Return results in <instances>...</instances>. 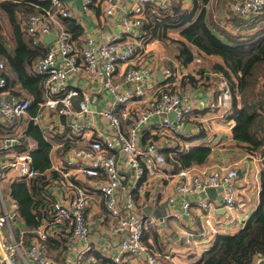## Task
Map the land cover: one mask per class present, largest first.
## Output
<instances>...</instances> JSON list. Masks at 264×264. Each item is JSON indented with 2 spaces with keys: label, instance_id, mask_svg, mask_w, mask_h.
Returning a JSON list of instances; mask_svg holds the SVG:
<instances>
[{
  "label": "built area",
  "instance_id": "obj_1",
  "mask_svg": "<svg viewBox=\"0 0 264 264\" xmlns=\"http://www.w3.org/2000/svg\"><path fill=\"white\" fill-rule=\"evenodd\" d=\"M120 1L101 0L103 22L118 23L120 35L103 39L87 34L77 43L82 34L73 38L62 20L83 25V15L93 0H80L79 10L67 9L64 0H27L37 12L25 16L20 28L33 46H42L40 56L30 64V71L42 80V102L38 113L29 116L32 98L8 91L7 66L0 62V264H90L84 260L93 251L86 242L89 211L98 197L117 237L115 249L102 255L111 264H125L141 253L145 264H160L143 244L147 230L165 236L171 220L190 219L196 209L202 214V232L212 234L215 207L231 212L237 205L239 178L234 169L206 177L192 168L179 169L171 176L179 178L176 195H166L164 182L169 178L163 171L171 166L166 153L172 159L197 146V138L192 139L197 128L196 133L186 131L196 101L177 89L171 69L162 70L163 83L156 81L153 64H148L150 40L144 21L147 9L172 13L175 0H132L117 19ZM228 10L242 19H253L264 11V0H231ZM50 34L55 40L43 44ZM83 77L95 82L104 94L101 106L91 104L80 92L78 82ZM80 96L74 109V100ZM230 97L226 87L218 105L225 106ZM215 106L209 104L207 112L212 113ZM48 112L65 117L62 139L51 142L45 138L51 150L67 145L65 158L61 167L44 173L45 184L34 198L38 209H32L38 224L17 235L13 224L21 218L19 205L12 197L6 200L3 184L11 180L31 186L41 175L32 167L36 143L25 135L20 121L28 115L30 123H41ZM86 133L92 134L89 140H84ZM77 143L84 145H71ZM157 175L164 179L162 186L149 192L148 201L163 205L160 217L145 214L138 201L148 192L147 178ZM207 189L218 190V204L200 196ZM184 236L187 243L196 237L189 231Z\"/></svg>",
  "mask_w": 264,
  "mask_h": 264
},
{
  "label": "crops",
  "instance_id": "obj_2",
  "mask_svg": "<svg viewBox=\"0 0 264 264\" xmlns=\"http://www.w3.org/2000/svg\"><path fill=\"white\" fill-rule=\"evenodd\" d=\"M4 1L16 2L21 6L25 4L24 0H0V3ZM230 1L231 0H209L208 3H200L198 6L197 11H204L206 19L216 35L224 39L225 34L245 36L264 32V21L258 22L256 25L252 26L246 25L239 20L237 16L232 14L228 10ZM64 2L67 9H80V0H64ZM131 2L132 0L120 1L117 19L121 18L122 14L124 15V11L128 10ZM174 5H178L183 11H191L195 6L192 0H175ZM33 9L35 11L27 12L24 8H19L16 12V18L20 12H25L26 14L36 13V9ZM101 13V0H93L89 12L83 15V25H79L83 33L80 37H78L79 35L77 36V43L87 34L98 35L103 39L112 38L121 34L118 23L105 24ZM3 16L5 19H3ZM24 18L26 17L24 16L23 19ZM164 18L165 16H161V14H156L151 9H147L144 28L150 40L146 46V51L149 56L148 64H153L155 79L158 83H163V81H159L157 76L158 73L163 76V69H171L176 76L175 84L177 89L182 93L188 94L196 101L195 110L187 128L191 133H196L197 128V136L192 138L193 140L197 138V146L189 147L188 150L191 148L206 147L210 149V153L203 164L195 165L191 168L197 171L198 176L202 177L209 176L213 173L224 175L227 170L234 169L237 171L239 178L236 186L238 198L237 205L231 212L224 210L220 206L215 207L212 212L214 221V232L212 234L207 233V231L205 233L202 232V214L200 210L193 209L190 219L182 221L178 219L171 220L168 232L165 236H159L153 229L147 230L144 235L143 244L145 248L152 250L156 254L160 264H198L203 255L212 247L217 236L236 235L244 228L247 221L256 211L260 202V173L264 170V145L257 151H251L248 144L239 143L233 138L232 130L235 126V114L233 113V102L231 97L229 100H226L225 106L218 105V101L223 96V91L228 87L227 79L218 69L219 67L224 68L223 59L218 56L205 55L199 49L187 43L180 35V31L167 28L164 32V39L161 38V29L163 28L162 26L165 25L161 19ZM0 21L3 22L1 23V25H3L0 32L1 35L3 36L4 30L11 33L7 18L5 15H1V13ZM167 23L169 22H166V24ZM62 24H64V20H62ZM19 26L21 27V23H19ZM181 42L190 48L192 54V61L187 65L181 64L178 59V44ZM7 72L8 70H6V74H8ZM232 80L235 82V78H232ZM78 85L80 92H84L85 95L88 96L91 104L102 105L104 102V94L97 89L98 85L95 82L83 77V79L78 82ZM20 86V84L14 85L15 90H13L12 87L8 85V91L10 93L19 91L29 96L26 92L22 91ZM255 94L264 101L263 75H260L258 78ZM80 100L81 96L75 98L73 104L74 109L78 108L77 103ZM236 101L237 108H240L238 95ZM211 103L216 106L212 113H208L206 108ZM258 112L264 118V104H261V108L258 109ZM28 115L33 116L29 111ZM28 115L20 121V125L24 128L25 135L30 138L27 135V129L30 124V117ZM64 124L65 119L61 121L60 117L57 118L50 112L47 113L46 118L41 121V123H33L34 126H38L42 130L44 140L46 138L51 142H58L62 139L61 132L65 129ZM262 128L263 129L258 132V138H264V124ZM0 133L1 137L2 132ZM91 136V133H86L84 140H89ZM30 139L36 143L37 148V142L32 138ZM71 145L80 148L84 144L77 143ZM66 148L67 145L57 150H51L50 146V168L45 171V174L50 173L54 167L59 168L62 166ZM15 150L18 151V148ZM163 174L169 178L168 181L164 182L166 195H176L174 188L179 178L177 176L171 178V176L175 175L172 165L167 166ZM11 176H13V174L9 175V177ZM161 180L164 179L159 175L147 178V183L149 185L148 192L142 199H138L141 209L147 215L160 217L164 212V209H162L163 205L155 206L148 201L150 196L149 192H156L162 186ZM14 183L21 182H12L8 180L4 183V195L6 200L11 197V186ZM205 197L211 201L213 205L218 204L217 193L213 197ZM187 199L192 201L190 198ZM38 213L41 215L40 212ZM107 218L108 216L105 215L102 199L98 197L89 211L90 234L86 242L93 251L85 254L84 260L86 263L111 264L109 261L102 258L103 252H111L115 249L117 241V237L112 233V220ZM15 229L18 230V232L15 233L17 235L23 230L26 231V225L22 218L14 222L13 230ZM187 231L193 232L196 235L191 243H187L185 240L184 235ZM2 234L5 235L6 232ZM48 246L51 250V246ZM58 246L60 249V244H58ZM75 246L80 248L81 245ZM262 259V256H257L255 258L256 264ZM261 263L264 264L263 261ZM125 264H145V255L141 253L138 257H130L126 260Z\"/></svg>",
  "mask_w": 264,
  "mask_h": 264
},
{
  "label": "trees",
  "instance_id": "obj_3",
  "mask_svg": "<svg viewBox=\"0 0 264 264\" xmlns=\"http://www.w3.org/2000/svg\"><path fill=\"white\" fill-rule=\"evenodd\" d=\"M192 1L195 6L191 11H183L178 5H174L171 14H161L165 16L161 19L165 23L161 29V38L164 39V32L167 28L180 31V35L187 43L205 55L218 56L223 59L225 66L218 69L227 79L231 92L235 114L233 138L239 143L248 144L251 151H257L264 145V138H258V132L263 129L264 124V118L258 109L264 101L255 94L258 78L260 75L264 76V32L245 36L225 34L222 39L212 31L213 28L206 19L204 11H197L200 3L206 4L209 0ZM24 2V6L12 1L0 3V13L6 16L11 31L9 41L11 48L0 33V62L7 66L8 74L6 71L4 74L7 84L11 86L20 84L22 91L31 96L32 102L28 111L34 116L38 113L39 104L42 102V80L40 76L30 71V64L40 56L42 46H33L31 39L20 29L16 18L18 9L22 7L27 12L35 11L27 0ZM237 18L246 25H256L264 21V11L253 19L245 20L239 16ZM166 22L169 23L166 24ZM64 25L73 38L83 32L74 21L64 20ZM1 28L0 21V32ZM178 45L179 61L183 65L189 64L192 61L190 48L182 42ZM232 78H235V82ZM237 95L240 108H237ZM27 135L37 142V148L32 153V167L41 175L31 186L23 182L12 184L11 197L19 205L20 216L26 228H32L38 224L37 217L32 214V209L36 211L38 209V204H34V198L39 196V191L45 184L44 173L50 168V145L44 140L42 130L33 123L29 124ZM209 153V148L198 147L191 148L187 153L172 159L167 153L166 156L168 163L173 167V172H177L179 169L203 164ZM260 182L259 205L244 228L233 236H217L212 247L203 255L198 264H254L257 256L264 258V170L260 173ZM51 245L57 246L55 242Z\"/></svg>",
  "mask_w": 264,
  "mask_h": 264
},
{
  "label": "water",
  "instance_id": "obj_4",
  "mask_svg": "<svg viewBox=\"0 0 264 264\" xmlns=\"http://www.w3.org/2000/svg\"><path fill=\"white\" fill-rule=\"evenodd\" d=\"M55 40V36L53 35V34H50V35H47L44 39H43V44H45V45H50L53 41ZM158 78H159V81H163V76H162V74H160V73H158ZM172 117H173V113H171L170 115H169V117H168V119L169 120H172ZM60 119H61V121H63L64 119H65V117L64 116H60ZM188 128L186 129V131L188 132ZM218 192V190H215V189H207V190H205V192L204 193H202L200 196L202 197V198H204L205 196H207V197H213V196H215L216 195V193ZM190 199H192V198H190ZM264 262V260L262 259V260H259L258 262H257V264L259 263V264H262L261 262ZM254 264H256V262L254 263Z\"/></svg>",
  "mask_w": 264,
  "mask_h": 264
},
{
  "label": "rangeland",
  "instance_id": "obj_5",
  "mask_svg": "<svg viewBox=\"0 0 264 264\" xmlns=\"http://www.w3.org/2000/svg\"><path fill=\"white\" fill-rule=\"evenodd\" d=\"M29 14H33V13H29ZM29 14H26L25 12H20L19 14H18V16H17V21L19 22V23H21L24 19H23V17L24 16H28ZM3 19H5L4 18V16H3ZM1 23H3L2 21H1ZM3 26V25H2ZM10 29V28H9ZM3 36H4V38H5V42L7 43V44H9L8 46H9V48H11V43L9 42L10 41V38H11V33L9 32H7V30H4V32H3ZM0 61H1V59H0ZM10 87H12V89L13 90H15V87L14 86H11V85H9ZM191 168V167H190ZM3 188H4V184H3ZM16 232H18V230H16L15 229V233ZM264 259V258H263Z\"/></svg>",
  "mask_w": 264,
  "mask_h": 264
},
{
  "label": "bare ground",
  "instance_id": "obj_6",
  "mask_svg": "<svg viewBox=\"0 0 264 264\" xmlns=\"http://www.w3.org/2000/svg\"><path fill=\"white\" fill-rule=\"evenodd\" d=\"M55 243H57L56 241H54Z\"/></svg>",
  "mask_w": 264,
  "mask_h": 264
}]
</instances>
